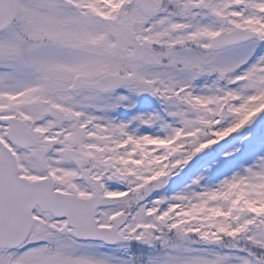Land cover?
I'll return each mask as SVG.
<instances>
[{
    "label": "snow or ice",
    "instance_id": "1",
    "mask_svg": "<svg viewBox=\"0 0 264 264\" xmlns=\"http://www.w3.org/2000/svg\"><path fill=\"white\" fill-rule=\"evenodd\" d=\"M0 264H264V0H0Z\"/></svg>",
    "mask_w": 264,
    "mask_h": 264
}]
</instances>
